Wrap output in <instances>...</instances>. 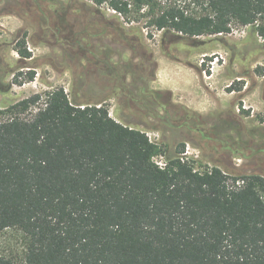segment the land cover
I'll return each instance as SVG.
<instances>
[{
	"label": "trees",
	"instance_id": "trees-1",
	"mask_svg": "<svg viewBox=\"0 0 264 264\" xmlns=\"http://www.w3.org/2000/svg\"><path fill=\"white\" fill-rule=\"evenodd\" d=\"M90 1L125 18L146 7L149 26L181 38L232 24L264 37V0ZM13 49L31 57L23 41ZM39 99L0 111V234L22 235L21 252L0 253V264H264L263 175L230 185L222 168L199 174L177 155L161 168L158 145L104 104L55 87L21 117Z\"/></svg>",
	"mask_w": 264,
	"mask_h": 264
},
{
	"label": "rangeland",
	"instance_id": "rangeland-1",
	"mask_svg": "<svg viewBox=\"0 0 264 264\" xmlns=\"http://www.w3.org/2000/svg\"><path fill=\"white\" fill-rule=\"evenodd\" d=\"M146 10L125 18L90 0H0V111L40 94L21 113L30 117L63 87L71 102L104 104L144 130L162 152L155 161L189 143L197 167L222 168L230 185L264 176V37L232 24L227 34L181 38L149 26ZM22 41L28 59L13 49ZM21 250L20 232L0 234V253Z\"/></svg>",
	"mask_w": 264,
	"mask_h": 264
},
{
	"label": "built area",
	"instance_id": "built-area-1",
	"mask_svg": "<svg viewBox=\"0 0 264 264\" xmlns=\"http://www.w3.org/2000/svg\"><path fill=\"white\" fill-rule=\"evenodd\" d=\"M149 139H150V137H149ZM179 159L182 162H187V163L191 164L193 166V171L198 172L199 174H202V172L204 171V169L206 167L208 170H210V168L212 166V165L208 164V165H205L204 168L197 167V163L199 161L198 160L199 159L198 150H196L189 143H186V145L183 147L182 151L179 153ZM155 163L158 164V166L161 168H163L165 166V164L162 162L155 161Z\"/></svg>",
	"mask_w": 264,
	"mask_h": 264
}]
</instances>
